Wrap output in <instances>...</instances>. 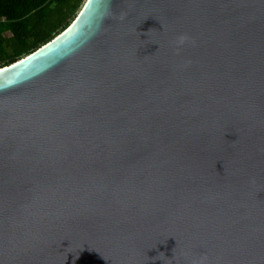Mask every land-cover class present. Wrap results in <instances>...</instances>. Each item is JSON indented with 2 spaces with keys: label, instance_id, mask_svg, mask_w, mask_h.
Wrapping results in <instances>:
<instances>
[{
  "label": "water",
  "instance_id": "95a60500",
  "mask_svg": "<svg viewBox=\"0 0 264 264\" xmlns=\"http://www.w3.org/2000/svg\"><path fill=\"white\" fill-rule=\"evenodd\" d=\"M203 257L264 264V0H85L0 67V264Z\"/></svg>",
  "mask_w": 264,
  "mask_h": 264
},
{
  "label": "trees",
  "instance_id": "16d2710c",
  "mask_svg": "<svg viewBox=\"0 0 264 264\" xmlns=\"http://www.w3.org/2000/svg\"><path fill=\"white\" fill-rule=\"evenodd\" d=\"M85 0H0V67L9 65L66 29Z\"/></svg>",
  "mask_w": 264,
  "mask_h": 264
},
{
  "label": "clouds",
  "instance_id": "9594fccd",
  "mask_svg": "<svg viewBox=\"0 0 264 264\" xmlns=\"http://www.w3.org/2000/svg\"><path fill=\"white\" fill-rule=\"evenodd\" d=\"M187 42H192L193 44L195 43L194 40H192V38L189 37L187 34H181V35H179L178 37L175 38L174 45H175V53L177 55L180 54V52L182 51L183 46ZM186 64L190 65L191 61L190 60L187 61ZM253 182H255V181H253ZM203 259H206V257L201 258V260L199 262L196 259H193L192 260V264H203Z\"/></svg>",
  "mask_w": 264,
  "mask_h": 264
}]
</instances>
